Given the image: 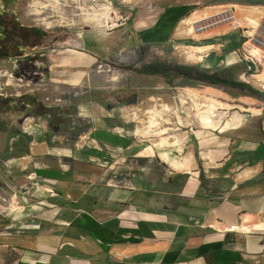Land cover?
<instances>
[{
	"label": "crops",
	"instance_id": "1",
	"mask_svg": "<svg viewBox=\"0 0 264 264\" xmlns=\"http://www.w3.org/2000/svg\"><path fill=\"white\" fill-rule=\"evenodd\" d=\"M194 4L138 0L126 34L82 39L35 29L10 38L0 21V67L20 88L32 76L38 92L77 88L97 59L130 40L172 41ZM208 13H194L180 37ZM202 40L191 48L208 72L228 66L226 55L240 47L236 32ZM8 82L0 80V264H264V93L249 86L260 98L224 130L203 127L196 111L177 116L181 145L157 148L141 144L111 103L94 109L80 97L56 107L33 90L11 94ZM161 153L191 156L190 169H173Z\"/></svg>",
	"mask_w": 264,
	"mask_h": 264
},
{
	"label": "rangeland",
	"instance_id": "2",
	"mask_svg": "<svg viewBox=\"0 0 264 264\" xmlns=\"http://www.w3.org/2000/svg\"><path fill=\"white\" fill-rule=\"evenodd\" d=\"M34 1H38V5L32 6ZM137 1L138 0H135L134 4ZM175 1L176 3H196L192 6L193 9L190 13L182 21L189 17L192 18V15L196 12H209L206 17H202L204 19L201 21L199 20L194 25L193 34L181 37L175 36L176 30L182 22L179 21L171 32V36H173V39H171L172 41L167 44L153 43L141 47L139 41L130 40L128 44H126L127 47L112 52L108 56V59H97L88 72L84 83L77 88L62 87V89L61 86L55 84L49 86L45 92H38L40 90L36 85L41 81L39 80L40 78H33L35 76H32L31 81H25L29 86L35 83L31 85V87L24 86L20 88V83H18L19 86L15 85L16 82H10L9 78H4L1 81L2 83L8 81L11 83L9 85L11 89L10 93L13 95H15L16 92H29L33 90V93L38 92L43 97L49 99L47 103H54V106H74L76 105V101H80V97H85L86 100L90 101L94 109L98 106V103H111L114 108L119 109L120 113L126 119L133 121L135 129L144 127L149 115H143L142 119L144 122L142 123L139 122V120H130L127 115L128 108H143L146 113L149 111L147 108L148 106L167 105L169 108L174 106L178 116L183 113L186 114L195 111L196 109L194 106H191L190 100L196 107L197 103L194 99L192 100L191 97H187L183 93L185 90L193 92L203 98H209L216 103H221L225 105V108H228L219 107L218 110H215L213 115L214 121L216 120L215 116H217L218 111L221 113L225 112L228 117H232L236 114L235 112H245L246 109H250V99H259L260 94L257 95L246 89L242 90L226 85L214 87L208 85L203 78H209V75H214V77L219 80L225 79L245 84L255 89L250 84H246L241 80L240 77L245 71L246 65L242 63L234 64V51L226 55V63L228 66L216 68L212 72L209 71V75L204 74L207 70L201 67L199 61H185L181 53L184 52L185 49L187 50L190 47H196L198 44H201L204 42L202 39L207 36H214L216 39H221L227 33L236 32L240 37V33L233 30L232 22L234 20H242V22H244L242 24L244 25H249L251 22L252 27L253 19H259L258 22L260 23V27L253 30V33L255 38L264 42V19H260L264 13H254L247 9L250 5L229 3L226 2V0ZM108 4H111L114 10V13L110 14V17H113V21L110 23L111 27L104 26L105 21H107L106 14L111 11ZM134 4H125L122 0H8L7 4H4L2 0H0V13L2 15L0 21L7 29V35L10 38H13L16 34L26 35L31 29L38 30L41 33H46L50 37L54 36L62 40L64 37H71L73 39H82L90 36L100 37L101 35L110 34L112 32L120 31L125 33L124 27L127 26L123 27L122 23L129 21V13ZM232 5L239 6V8L235 11ZM219 7L222 8L217 9ZM210 8L214 9L211 10ZM37 10H42V13L37 14ZM84 14H88V16ZM89 15H96L97 18L90 17ZM232 15L235 19L228 21L227 19ZM196 17L199 16L194 15L193 18ZM55 21H69L74 23V26H62V24H58L57 26L48 27L46 25V22ZM100 22L102 23L101 27H95V25ZM123 36L125 35L123 34ZM43 40H46V38H40L39 42ZM120 42L122 43V40H120ZM14 43V41H8L6 48H14ZM256 44L260 46L259 43ZM2 49L3 51L5 50V44L2 45ZM208 50L210 49H207V51ZM252 50L255 51L253 48ZM192 54L194 56H200L195 50H192ZM160 63H167L172 67L169 70L167 69L168 71L172 70L174 73H181L184 77L178 79L172 75L171 78L168 79L161 75H149L148 71L151 70L149 68L156 67V69H160L157 68V65H161ZM2 67L5 68L4 66ZM153 70L155 69L153 68ZM194 72L200 75L201 78L199 76L194 77ZM12 81H14V79ZM156 99L158 100L157 102H155ZM158 109L160 110L159 115L161 117L160 119L157 116L154 118H158L157 122L160 123L157 129H159L158 131H160L161 128L162 130L166 129V132L163 135H155L154 132L156 129L153 128L144 133H136V135H138L136 138L145 147H152L155 142L160 141L162 138L174 136L176 129L180 128L177 122L182 124L177 118V115L170 110L171 108L168 110L162 108ZM155 112L157 113V111ZM196 112H199L201 120L202 115L198 107ZM185 117L187 116L185 115ZM228 117H226V121L230 119ZM226 121H221V119H219L215 122L218 126H222ZM183 124L185 123L183 122ZM177 142L181 145L179 140H177ZM154 151H157V149L154 148ZM13 208H15V206L12 207V212H15Z\"/></svg>",
	"mask_w": 264,
	"mask_h": 264
},
{
	"label": "bare ground",
	"instance_id": "3",
	"mask_svg": "<svg viewBox=\"0 0 264 264\" xmlns=\"http://www.w3.org/2000/svg\"><path fill=\"white\" fill-rule=\"evenodd\" d=\"M56 1V0H54ZM38 1H34L32 3V6H35V5H38ZM56 3V2H54ZM109 7H110V12H108L106 14L107 16V21H105V24L104 26H107V27H111L110 26V23L113 21V17H110V14L114 13L113 11V8L111 7V4H108ZM45 6V5H44ZM234 7V6H233ZM236 7V6H235ZM37 8H40V7H37ZM237 8V7H236ZM235 8V9H236ZM42 9V8H41ZM106 9V8H105ZM236 11V10H235ZM37 14H40L42 13V10H37L36 12ZM86 16H88V14H84ZM90 17H93V18H97L96 15H89ZM194 17V16H193ZM187 18L186 20H184L182 23H181V27L179 28V32H178V35L180 36L182 34V31L183 29H185V26H188L189 24L193 23L194 21H196L197 19H199L198 17L196 18ZM200 17V16H199ZM74 22V21H73ZM102 22V21H101ZM99 23L97 25H95V27H101L102 23ZM58 24H62V26H69V25H73L74 26V23H71L69 21H61V22H46V25L48 27L50 26H57ZM252 28H256L255 25L257 24L256 20L253 19L252 21ZM94 27V26H93ZM191 28V26H189ZM191 30V29H190ZM183 35V34H182ZM192 50H194V48H188L187 50L185 49L184 52L181 53V56L185 59V61H200L202 59L201 56H194L192 54ZM194 53V52H193ZM13 79L9 78V81L10 82H14L12 81ZM183 93L187 96V97H191L192 100L194 99L197 103V107L199 108V110L201 111V124L203 127H210V128H219L221 130H224L228 127H231V126H237L239 124V119L238 118H230L228 119L222 126H218L216 124V122L214 121L213 119V115H214V111L215 110H218L219 107H223L225 108V105H222L221 103H216L214 102L213 100L211 99H207V98H203L193 92H190V91H183ZM158 100L156 99L155 102H157ZM216 101V100H215ZM148 112L145 113V109H140V108H135L133 109V111L129 114V118L130 120H139V122H144V120L142 119L143 115H149L148 118H147V121L145 122V126L144 127H139L138 130H137V133H144V132H147V131H150L151 129H156L155 130V135H163L165 132H166V129L165 130H161L158 131L159 129H157L159 126H160V123L157 122V119L159 118L160 119V110L158 108H162V109H170L174 114H176L178 116V114L176 113V108L174 106L172 107H167V105H154V106H148ZM222 108V109H223ZM225 109H228V108H225ZM157 111V113L155 112ZM163 111V110H162ZM152 117H151V116ZM155 116H157L158 118L157 119H154ZM145 118V116H144ZM183 124V122H182ZM143 125V124H142ZM169 130V129H168ZM153 133V132H151ZM154 135V134H153ZM161 138V137H160ZM159 140V139H158ZM155 147L157 148H163V147H175V146H180L179 143L177 142V139L175 138V136H169V137H166V138H162L160 141L158 142H155L154 144ZM159 150V149H158ZM161 151V150H160ZM190 152V151H189ZM187 156V155H186ZM161 157L162 159L164 160V162L168 163V165L170 167H172L173 169H176V170H187V169H190V162H191V156L189 157H184L185 160L183 161H177V160H171L168 156L167 153H161ZM192 166V165H191Z\"/></svg>",
	"mask_w": 264,
	"mask_h": 264
},
{
	"label": "built area",
	"instance_id": "4",
	"mask_svg": "<svg viewBox=\"0 0 264 264\" xmlns=\"http://www.w3.org/2000/svg\"><path fill=\"white\" fill-rule=\"evenodd\" d=\"M134 1L135 0H122V2L125 4H134ZM247 9L252 10L257 14L264 13L263 5L248 6ZM234 19L235 17L232 15L227 20L229 21ZM260 19H264V15H262ZM255 20H257V24L255 25L256 28L251 27V22L249 25L242 24L244 23L242 20H234L232 22L233 30L240 33V47L233 53L237 56L236 63H242L246 65V69L240 77L241 80L246 84L253 86L257 91L264 93V42L254 37L253 30L257 29V27H260V23L258 22L259 19ZM256 43H259L260 46H258ZM252 48L255 49V51L252 50ZM248 64L252 65V68L249 67ZM4 78H11L14 79V82L20 83L18 79L13 77V75L8 74L0 67V80ZM190 102L191 106H194L197 110L196 105L191 100ZM133 109H135V107L128 108V116L133 111Z\"/></svg>",
	"mask_w": 264,
	"mask_h": 264
},
{
	"label": "trees",
	"instance_id": "5",
	"mask_svg": "<svg viewBox=\"0 0 264 264\" xmlns=\"http://www.w3.org/2000/svg\"><path fill=\"white\" fill-rule=\"evenodd\" d=\"M226 2L229 3H239V4H245V5H250V6H254V5H263L264 6V0H226ZM161 65H157V68L160 69H156V67H153L155 70H153V68H149L151 69L150 71H148L149 75H161L164 76L168 79L171 78V76L173 75V77H184L183 74L178 73L175 74L174 71L170 70L172 67L170 65H168L167 63H160ZM168 69V70H167ZM190 69V68H189ZM204 74L209 75L208 71L204 72ZM205 75V76H206ZM194 77L199 76L201 78L200 75H198L197 73H193ZM210 77H203L204 81H206L208 84L214 85V86H220V85H226V86H230V87H236V88H240V89H248V90H252L249 86L245 85V84H241V83H236V82H232L229 80H225V79H217L216 77H214V75H209ZM254 91V90H252Z\"/></svg>",
	"mask_w": 264,
	"mask_h": 264
},
{
	"label": "water",
	"instance_id": "6",
	"mask_svg": "<svg viewBox=\"0 0 264 264\" xmlns=\"http://www.w3.org/2000/svg\"><path fill=\"white\" fill-rule=\"evenodd\" d=\"M248 66L252 68V65L248 64Z\"/></svg>",
	"mask_w": 264,
	"mask_h": 264
},
{
	"label": "flooded vegetation",
	"instance_id": "7",
	"mask_svg": "<svg viewBox=\"0 0 264 264\" xmlns=\"http://www.w3.org/2000/svg\"><path fill=\"white\" fill-rule=\"evenodd\" d=\"M5 28V27H4Z\"/></svg>",
	"mask_w": 264,
	"mask_h": 264
}]
</instances>
